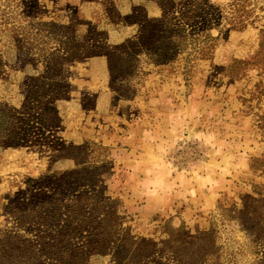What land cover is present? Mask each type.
I'll return each instance as SVG.
<instances>
[{
  "label": "rangeland",
  "instance_id": "rangeland-1",
  "mask_svg": "<svg viewBox=\"0 0 264 264\" xmlns=\"http://www.w3.org/2000/svg\"><path fill=\"white\" fill-rule=\"evenodd\" d=\"M26 106L0 236L60 178L112 199L145 264H264V0H0V115Z\"/></svg>",
  "mask_w": 264,
  "mask_h": 264
},
{
  "label": "trees",
  "instance_id": "trees-1",
  "mask_svg": "<svg viewBox=\"0 0 264 264\" xmlns=\"http://www.w3.org/2000/svg\"><path fill=\"white\" fill-rule=\"evenodd\" d=\"M24 109L25 113L0 115V146H25L27 141L22 129L32 132L28 119L33 118L30 113L40 108L26 106ZM44 116L41 114L36 119ZM17 122L20 126L15 130ZM41 180H29L40 192L30 193L23 208L15 207L8 212L16 231L22 234L8 232L0 236V264H43L45 261L86 264L92 254L109 255L112 264H145L149 258L144 257L145 247L134 237H128L127 229L122 228L109 206L112 199L92 195L93 186L86 184L82 191L64 201L66 196L61 197L59 193L60 178L54 179L50 187H43ZM40 196L41 199L35 200ZM136 249L139 258L133 256Z\"/></svg>",
  "mask_w": 264,
  "mask_h": 264
}]
</instances>
